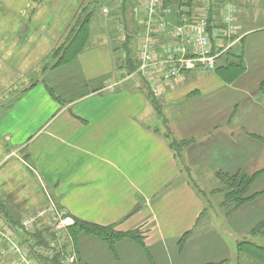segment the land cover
Segmentation results:
<instances>
[{
    "label": "crops",
    "instance_id": "1",
    "mask_svg": "<svg viewBox=\"0 0 264 264\" xmlns=\"http://www.w3.org/2000/svg\"><path fill=\"white\" fill-rule=\"evenodd\" d=\"M232 1L211 2L213 29L228 5L238 11L236 34L223 43L217 67L187 73L158 98L172 101L162 111L175 113L173 120L158 115L146 93L131 85L133 77L122 66L126 52L115 60L113 50L103 47L81 56L82 72L68 75L88 97L64 105L60 117L52 121L42 112V118H24L35 104L28 102L22 118L10 114L0 124L4 141L14 151H27V162L15 156L14 166H4L2 158L0 170H20L26 179L32 170L35 186L42 183L75 221L135 238L118 241L112 252L106 242L80 235L75 244L83 264L228 260L221 234L211 238V230L197 232L208 216V203L200 191L211 194L202 180L207 177L216 185L220 172L250 177L260 173L252 193L264 192V14L258 13L264 2L259 8L241 5L239 11ZM191 5L180 8L191 14L195 12ZM41 97L50 110L62 108L47 93ZM161 130L170 131L171 138ZM172 140L190 142L177 153L171 149ZM39 201L47 200L34 196L32 204ZM232 218L251 224L252 230L264 220V194L227 217V222ZM228 232L225 239L250 233L232 228ZM217 239L219 252L210 246Z\"/></svg>",
    "mask_w": 264,
    "mask_h": 264
},
{
    "label": "rangeland",
    "instance_id": "2",
    "mask_svg": "<svg viewBox=\"0 0 264 264\" xmlns=\"http://www.w3.org/2000/svg\"><path fill=\"white\" fill-rule=\"evenodd\" d=\"M134 1L135 7L139 9L145 2V0ZM197 2V0L191 1L190 7L194 6L193 9L195 10L199 7ZM263 2L264 0L232 1L233 4L237 5L238 10L241 5L251 9L254 5L258 7V4H263ZM120 6L121 0H0V124L10 114H13L14 118H22L24 111L28 109L26 106L28 102L32 103L33 101L35 104L32 106L30 104V109L24 118L32 117V115L36 119L42 118L39 113L42 112L46 113L45 118L52 121L60 117L65 106L73 105L78 100L88 97L82 87L76 86V80L68 78L69 74L82 72L80 58L86 53L109 47L115 53L114 59L116 60L120 58L124 50L123 44L131 39L129 44H131L130 47L133 51L129 49L130 57L134 58L133 52L135 50L137 54L139 39V33L138 35L134 33H136V23L138 24L141 17L137 18L131 11L128 14H122ZM230 6L234 7L235 18L237 19L236 6ZM93 7L97 8L98 12L94 15L93 22L88 24L89 33L85 40L83 52L71 63H61L63 51L70 43V33L76 27L82 26L84 16ZM258 13L264 14V9H259ZM240 17L242 18V15L239 16V19ZM130 36H134V38H130ZM123 65L124 58L122 57ZM180 80L174 82L169 88H174ZM131 81L133 82L131 85L143 90L148 102L153 103L154 98L148 93L142 80L134 76ZM44 92L51 97L52 102L61 104L62 108L56 111L54 108L51 110L47 108L44 98L41 97ZM157 102L163 109L169 106L167 104H172L170 100H157ZM168 110L167 113L165 110L163 111L164 118L168 121L173 120L176 114L172 113L170 109ZM2 128L3 126L0 127V160L3 158L4 166L8 163L14 166V158L17 156L26 161L27 151L25 148L14 151L10 147L11 145L4 141ZM161 131L165 135L168 134V131ZM33 139L34 137L29 138L26 144ZM16 161L18 160L16 159ZM33 173L32 170H29V179H26L25 174L20 170H0V207L5 206V209L19 221L23 213L32 211L37 205L45 206L54 203L66 210L54 200L49 190L42 183L35 186ZM259 175L261 174L259 173ZM217 180L219 183L216 185L207 177L202 180L207 192H211V194L206 196L200 191L208 203L206 205L208 216L201 220L197 232L211 230L209 232L211 238L215 235L220 236V234L223 236L222 248L223 251L227 250V264H256L250 259L239 256L237 241H241L243 238H234L231 234H229L231 236L228 239L224 238L226 231L228 232L230 228L238 232H250L251 224L240 223L238 218L237 222L235 218L227 222L228 216L221 206L223 196L219 193H213L216 186L218 188L221 186L220 180ZM22 194L27 195V198H20ZM34 196L37 198L44 197L47 201L32 204ZM67 214L71 216L68 212ZM253 240L264 245V240L260 237ZM210 246L212 251L219 252L218 239L212 241ZM78 264L83 263L78 260Z\"/></svg>",
    "mask_w": 264,
    "mask_h": 264
},
{
    "label": "built area",
    "instance_id": "3",
    "mask_svg": "<svg viewBox=\"0 0 264 264\" xmlns=\"http://www.w3.org/2000/svg\"><path fill=\"white\" fill-rule=\"evenodd\" d=\"M197 1L199 7L191 14L166 6L165 0H145L137 8V17H141L139 67L129 76L147 82L157 98L189 72L214 70L223 55V43L236 34L233 6L225 8L220 24L213 29L211 0ZM75 224V219L54 203L23 213L18 227L0 213V264H44L55 258L60 264H78L70 233Z\"/></svg>",
    "mask_w": 264,
    "mask_h": 264
},
{
    "label": "trees",
    "instance_id": "4",
    "mask_svg": "<svg viewBox=\"0 0 264 264\" xmlns=\"http://www.w3.org/2000/svg\"><path fill=\"white\" fill-rule=\"evenodd\" d=\"M134 0H121V12L122 14H128L129 11H131L134 16H136L137 8L135 7V1ZM131 3V5H130ZM166 6H170L174 9L180 8L183 4L182 0H165ZM188 5H191L190 3H187ZM130 8H129V7ZM214 10V9H213ZM98 12V9L93 7L90 12L84 16V23L81 27L73 29V31L70 33V43L67 46L66 50L63 52V57L61 63L68 64L74 61V59L77 58V56L83 52L84 46H85V40L88 37L89 28L88 24H91L93 22L94 15ZM139 33V26L136 23V35ZM130 38H134V36H130ZM131 40V39H130ZM130 40L126 43H124L123 48L126 52L127 56L124 60V68L128 69L129 73L136 72L139 63L138 60H135V58H131V54L129 51V47L131 44ZM238 66L242 67V65L238 64ZM142 80V79H141ZM142 83L144 84L146 90L150 95L153 96L154 100L152 103L153 108L155 109V112L163 116V111L161 106L159 105V102H157L158 98L155 97L147 84V82L142 80ZM261 89L264 91V84L262 85ZM156 99V100H155ZM168 131V130H167ZM171 132L168 131V134H166V138H171ZM190 141L189 140H183L180 142H177L176 140L171 141V149H173L175 152H180L185 146L188 145ZM259 177V174H256L254 176H248L245 173H237L235 175H228L225 173H218L217 179L220 180L221 186L213 193H219L222 197V203L221 206L224 208L226 212V216L230 217L238 210L242 209L247 204L255 201L259 197H261L264 192L260 193H252V187L254 186L255 182L257 181ZM205 194V193H203ZM1 206V205H0ZM0 213H4L3 216L14 226L18 227L19 225V219H16L11 212H8V210L5 209V206L0 207ZM71 236L73 237L74 241L76 242V238L80 235H85L89 237H96L101 239L102 241L106 242L109 245V248L112 252L115 251V245L118 241H122L124 239H132L135 238L132 235H125V234H119L115 233L112 228H103L94 224L76 221V224L70 229ZM256 237H260L264 240V220L261 221L256 227H254L249 235L247 237H244L241 241H237V250L240 257H245L246 259H250L254 261L256 264H264V245L258 244L253 239H256ZM186 240H181V247L185 245ZM238 256V257H239ZM228 260H223V262L218 264H227ZM44 264H60V260L58 258L52 259V260H45ZM207 264H215V263H207Z\"/></svg>",
    "mask_w": 264,
    "mask_h": 264
}]
</instances>
